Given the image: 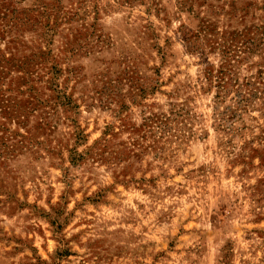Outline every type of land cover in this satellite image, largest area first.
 <instances>
[{
	"label": "rangeland",
	"instance_id": "obj_1",
	"mask_svg": "<svg viewBox=\"0 0 264 264\" xmlns=\"http://www.w3.org/2000/svg\"><path fill=\"white\" fill-rule=\"evenodd\" d=\"M0 264H264V0H0Z\"/></svg>",
	"mask_w": 264,
	"mask_h": 264
}]
</instances>
